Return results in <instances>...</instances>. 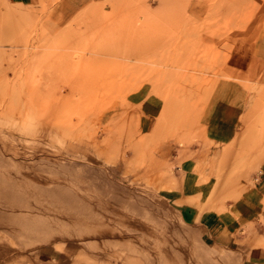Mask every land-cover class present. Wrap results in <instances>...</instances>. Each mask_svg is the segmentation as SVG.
Listing matches in <instances>:
<instances>
[{"label": "rangeland", "instance_id": "obj_1", "mask_svg": "<svg viewBox=\"0 0 264 264\" xmlns=\"http://www.w3.org/2000/svg\"><path fill=\"white\" fill-rule=\"evenodd\" d=\"M263 35L264 0H0V226L29 158L76 150L200 212L247 205L264 246V62L238 45ZM221 81L238 110L207 109Z\"/></svg>", "mask_w": 264, "mask_h": 264}, {"label": "crops", "instance_id": "obj_2", "mask_svg": "<svg viewBox=\"0 0 264 264\" xmlns=\"http://www.w3.org/2000/svg\"><path fill=\"white\" fill-rule=\"evenodd\" d=\"M244 43L238 45L251 47V69L260 72L264 35ZM226 83L231 87L221 81L207 109L238 110L237 101L225 108L220 99L239 96L242 88ZM88 155L73 150L66 160L29 158L14 174L18 186L6 206L16 212L22 198L23 219L22 225L0 226V264H264V246H251V235L238 231L251 218L247 205L200 212L192 191L147 186L129 178L119 163Z\"/></svg>", "mask_w": 264, "mask_h": 264}, {"label": "bare ground", "instance_id": "obj_3", "mask_svg": "<svg viewBox=\"0 0 264 264\" xmlns=\"http://www.w3.org/2000/svg\"><path fill=\"white\" fill-rule=\"evenodd\" d=\"M166 102V100H164ZM233 177V176H232ZM202 178V177H201Z\"/></svg>", "mask_w": 264, "mask_h": 264}]
</instances>
